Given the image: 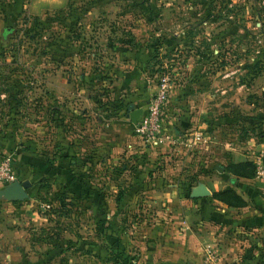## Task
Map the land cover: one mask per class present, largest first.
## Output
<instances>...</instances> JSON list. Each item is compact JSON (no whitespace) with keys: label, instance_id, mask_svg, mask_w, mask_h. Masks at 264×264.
Listing matches in <instances>:
<instances>
[{"label":"rangeland","instance_id":"1","mask_svg":"<svg viewBox=\"0 0 264 264\" xmlns=\"http://www.w3.org/2000/svg\"><path fill=\"white\" fill-rule=\"evenodd\" d=\"M162 76L171 84L161 117L175 142L156 146L135 132L127 106L145 108ZM262 153L264 0H0V161L31 182L15 203H58L41 207L68 216L72 202L95 198L53 173L72 160L82 163L71 185H102L107 201L256 191ZM246 161L253 178L229 171ZM8 202L0 195V220ZM159 211L108 208V226L144 232Z\"/></svg>","mask_w":264,"mask_h":264},{"label":"crops","instance_id":"2","mask_svg":"<svg viewBox=\"0 0 264 264\" xmlns=\"http://www.w3.org/2000/svg\"><path fill=\"white\" fill-rule=\"evenodd\" d=\"M66 188L96 199L72 202L68 216L42 208L58 203L8 202L11 215L0 220V264H129L114 260L108 245L122 259L129 255L130 264H200L208 251L217 254L218 264H264V186L239 192L242 207L213 199L209 188V195L190 200L143 202L101 199L102 185ZM124 206H152L162 216L144 232L134 225L109 227L113 213L106 209Z\"/></svg>","mask_w":264,"mask_h":264},{"label":"built area","instance_id":"3","mask_svg":"<svg viewBox=\"0 0 264 264\" xmlns=\"http://www.w3.org/2000/svg\"><path fill=\"white\" fill-rule=\"evenodd\" d=\"M169 76H162L155 93L150 98L135 124V132L152 145H161L165 142H175L173 136L164 131L162 122V106L167 99L170 87ZM257 177L264 181L263 153L257 160ZM17 180L9 158L0 161V183L10 184ZM218 256L214 251H208L200 264H218Z\"/></svg>","mask_w":264,"mask_h":264},{"label":"trees","instance_id":"4","mask_svg":"<svg viewBox=\"0 0 264 264\" xmlns=\"http://www.w3.org/2000/svg\"><path fill=\"white\" fill-rule=\"evenodd\" d=\"M121 43L130 45L132 43V38H124V39H120L119 40ZM103 70H100L99 73H101L102 76H108L107 72L109 71V69L107 68H101ZM63 163L58 164L57 166L53 167V173L59 174L61 175L64 180H65V184L64 187H67L69 185L72 184V182L74 181L77 172H76V168L80 165V163H82L81 160H72L70 162H64ZM47 164L42 163L40 165H38V172L37 174H35V176H33V180L37 177V175L46 170L47 169ZM229 171L235 175V177H242V178H253L255 176V166L252 162L250 161H246V162H237L234 164L230 165ZM197 198V197H196ZM212 198L216 199L222 203H224L225 205H227L228 207H242L244 205H246V201L242 198L241 195H239L233 188L231 187H226L222 190L219 191H214L212 193ZM119 197L116 198V200H118ZM107 241L113 243V241H111L110 235L107 236ZM108 248L111 249L112 252V257L114 260L116 261H123L126 259L129 264V255L125 258H120V252L113 248V246ZM117 251V252H116Z\"/></svg>","mask_w":264,"mask_h":264},{"label":"water","instance_id":"5","mask_svg":"<svg viewBox=\"0 0 264 264\" xmlns=\"http://www.w3.org/2000/svg\"><path fill=\"white\" fill-rule=\"evenodd\" d=\"M129 110L128 116L133 123H136L137 119L142 113V108H135L133 104L127 106ZM218 170L222 171V167H218ZM31 186L29 180L23 181H14L10 184H7L4 189L0 191V195L8 200H23L28 197V188ZM210 191L205 187H197L192 189L191 197H202L209 195Z\"/></svg>","mask_w":264,"mask_h":264}]
</instances>
